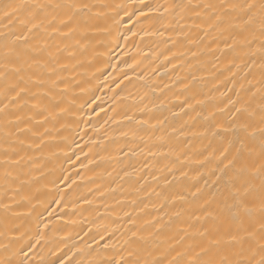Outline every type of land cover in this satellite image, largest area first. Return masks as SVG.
<instances>
[{
    "label": "snow or ice",
    "instance_id": "obj_1",
    "mask_svg": "<svg viewBox=\"0 0 264 264\" xmlns=\"http://www.w3.org/2000/svg\"><path fill=\"white\" fill-rule=\"evenodd\" d=\"M140 3L138 20L171 18L166 27L175 32V39L169 36L166 43L186 44L192 57L205 51L219 53L215 59L219 62L224 58L225 80L232 87L220 93L226 97L223 106L206 115L197 113L206 126L193 135L209 142L195 160L200 168L192 177L196 184L187 195L156 192L162 197L153 205L156 214L140 227L126 212L133 226L128 229L130 235L120 250L101 264H264V0H169L156 6L144 0ZM120 9L129 19L137 15V11L128 13L120 3L0 2V25L8 29L0 31V224L5 228L0 237H7V225L21 215L17 209L30 203V196L24 192L29 181L13 175V170H19L26 160L21 153L28 134L36 135L33 123L43 125L54 114L67 111L57 99L58 90L59 95L67 92L57 72L69 67L61 62V54L68 52L74 57L68 42L79 45L77 35H84L90 25L99 32L109 31L99 22L107 20L111 11L115 13L112 23L118 24ZM61 84H65L63 89ZM186 107L192 109L193 105L186 103ZM225 113L226 119H217V114ZM180 134L185 135L183 131ZM158 139L159 155L174 156L166 165L172 179L164 177V185L170 187L174 181L189 177L187 170L181 169L178 176L175 172L177 163L191 158L167 146L166 136ZM177 201L180 207H176ZM12 243L9 240L0 248L8 253ZM0 264L26 262L5 255L0 257Z\"/></svg>",
    "mask_w": 264,
    "mask_h": 264
},
{
    "label": "bare ground",
    "instance_id": "obj_2",
    "mask_svg": "<svg viewBox=\"0 0 264 264\" xmlns=\"http://www.w3.org/2000/svg\"><path fill=\"white\" fill-rule=\"evenodd\" d=\"M84 2L120 3L128 13L142 7L140 0ZM144 2L156 6L169 0ZM119 12L118 24L112 23L111 11L99 22L109 31L90 25L84 35H77L79 45L68 42L75 56L68 52L60 56L69 67L57 69L67 85L65 94L58 90L57 99L67 111L43 125L33 123L36 135L26 138L21 153L26 160L13 175L29 181L24 192L31 199L17 209L21 215L7 225V237H0V244L13 241L8 253L0 248V257L10 255L26 264H101L130 235L133 226L126 212L140 227L156 214L153 205L162 199L156 192L187 195L196 184L192 177L200 168L195 160L209 142L193 135L206 126L197 113L206 115L223 106L226 97L220 93L232 87L225 80L224 58L217 62L219 53L207 51L192 57L186 44L166 43L169 36L175 39V32L166 27L170 17L138 20V11L131 19L123 9ZM7 30L0 25V31ZM16 30L19 33V26ZM226 116L217 114V119ZM162 135L167 146L191 158L177 163L175 172L178 176L181 169L187 170L189 177L170 187L164 185V177L172 179L166 165L174 156L159 155ZM150 149L157 154L151 155Z\"/></svg>",
    "mask_w": 264,
    "mask_h": 264
}]
</instances>
